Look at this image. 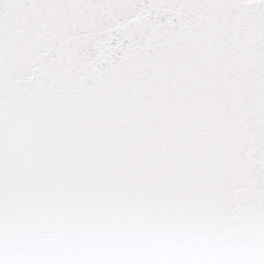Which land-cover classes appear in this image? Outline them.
Returning a JSON list of instances; mask_svg holds the SVG:
<instances>
[{
  "label": "snow or ice",
  "instance_id": "obj_1",
  "mask_svg": "<svg viewBox=\"0 0 264 264\" xmlns=\"http://www.w3.org/2000/svg\"><path fill=\"white\" fill-rule=\"evenodd\" d=\"M0 264H264V0H0Z\"/></svg>",
  "mask_w": 264,
  "mask_h": 264
}]
</instances>
